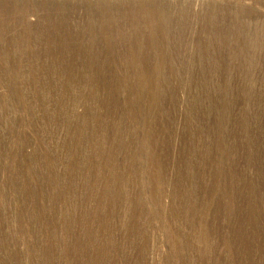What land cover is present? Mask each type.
Listing matches in <instances>:
<instances>
[{
	"label": "rangeland",
	"instance_id": "obj_1",
	"mask_svg": "<svg viewBox=\"0 0 264 264\" xmlns=\"http://www.w3.org/2000/svg\"><path fill=\"white\" fill-rule=\"evenodd\" d=\"M0 264H264V0H0Z\"/></svg>",
	"mask_w": 264,
	"mask_h": 264
},
{
	"label": "bare ground",
	"instance_id": "obj_2",
	"mask_svg": "<svg viewBox=\"0 0 264 264\" xmlns=\"http://www.w3.org/2000/svg\"><path fill=\"white\" fill-rule=\"evenodd\" d=\"M164 40V39H163ZM161 47V46H160Z\"/></svg>",
	"mask_w": 264,
	"mask_h": 264
}]
</instances>
